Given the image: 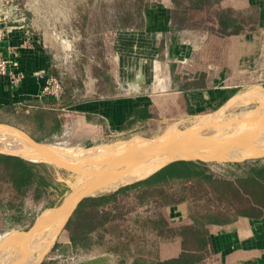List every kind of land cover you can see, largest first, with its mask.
Returning a JSON list of instances; mask_svg holds the SVG:
<instances>
[{
  "label": "crops",
  "instance_id": "crops-1",
  "mask_svg": "<svg viewBox=\"0 0 264 264\" xmlns=\"http://www.w3.org/2000/svg\"><path fill=\"white\" fill-rule=\"evenodd\" d=\"M97 2L83 5L96 8ZM116 2L126 3L125 15L116 13L109 29L95 27L85 40L89 46L79 51L95 56L94 71H80L78 85L54 101L41 95L42 81L34 73L58 77L60 66L39 35L37 9L21 0L28 7L26 24H11L7 36H0V56H8V47L16 50V68L26 78L11 91L0 77V125L15 123L44 143L77 126L91 139L149 136L213 113L247 88L264 89V0ZM28 112L46 120L39 128L23 126ZM22 160L42 167L24 165L35 179L22 194L0 182V215L6 220L29 221L57 206L69 191L60 196L62 185L56 192L55 183L71 190L68 171ZM203 163L191 167L187 182L164 186L153 179L122 189L156 172L84 198L70 218L84 200L98 203V226L83 235L91 245L76 249L63 229L50 264H264V158ZM151 191L175 193V201L154 206V216L151 198L144 197ZM12 204L19 208L16 216ZM87 214L86 209L82 215ZM157 215L175 233L156 238L152 249L150 223Z\"/></svg>",
  "mask_w": 264,
  "mask_h": 264
},
{
  "label": "bare ground",
  "instance_id": "bare-ground-1",
  "mask_svg": "<svg viewBox=\"0 0 264 264\" xmlns=\"http://www.w3.org/2000/svg\"><path fill=\"white\" fill-rule=\"evenodd\" d=\"M232 101L233 103L241 104L254 102L259 106L255 111L246 114L244 113L240 120L236 121L235 123H226L222 121L214 122V116H206L201 118L198 123L194 124L193 128L187 130L193 134L192 138L196 143L203 139L208 140L210 135L208 136L206 134L213 132L216 133V135L227 139L228 142L232 144V147L235 148L239 154V157L237 156L238 159L243 160L250 157L254 158L264 153V91L259 88H247L235 95L232 98ZM244 105L245 104L242 106L244 107ZM166 132L167 134L163 136L161 140H159L158 145L153 147L152 145L147 146V143L134 142L126 145H114L110 148L103 145L98 146V148H94L93 150H96L94 154H99L98 156L102 158L103 161H105L104 164L100 163V165L99 163H95L88 169H86L84 166H79V168H82V170H86L83 172H87L85 174L86 176L89 172H97L98 168L103 167V172L101 170V173H99L101 175H98L100 177L92 184L89 191L92 193L96 191L99 192L112 190L120 185L133 182V179L136 180L148 176L151 172L157 169V167L171 160L172 157L165 152L168 144L171 146L167 148H182L187 150L188 153L193 152L194 149L192 147H195V144L185 145L181 144L180 142H174V138H180L178 135L179 131L176 130V128L171 127ZM204 132L206 133L205 135H203ZM172 143L176 144L172 145ZM213 147L215 148L212 150L211 148L206 150L208 151L206 153V158L219 159V157L221 158L222 155L227 157L230 153V148H225V146ZM104 150L109 151V154ZM75 151L76 150H63V152H55L47 146L34 144L28 137L16 129L0 125V152L16 154L33 162L57 161L59 163L77 166L81 163L80 158L84 154H89L90 152L83 150ZM162 152L166 154L165 156H167L164 157L165 159H162L163 157H159V153ZM148 154H151L153 157H155V162L147 166L145 165L146 167H144L146 169L142 172L140 170V166H143V164L140 166L137 164L138 161H140V158ZM90 168H94V170H90ZM86 176V180L89 179L88 176ZM85 185V182L83 185L82 183H79L78 194L83 192ZM76 196L77 194H75L74 197ZM74 197H70L59 208L53 211H46L45 215H49V217L45 218V215H42V217L38 219L40 223L37 221L35 228L32 230L33 232L31 231L29 235H21L22 238L18 242L15 241L16 247L14 248L13 253L15 252L16 259H13L12 262L9 263V258L6 260L9 251H3V249L11 248L12 241H9L10 244L8 243L7 248L2 246V250L0 252V264H38L43 254L47 251L51 242L53 241L62 219L70 210V207L75 200ZM30 235L37 237V240L31 246L30 241L28 240L27 245L29 248L23 249V247L26 245L20 243H23L27 238L32 240V236ZM5 241L3 245H5ZM19 253H21V257L18 256Z\"/></svg>",
  "mask_w": 264,
  "mask_h": 264
},
{
  "label": "rangeland",
  "instance_id": "rangeland-1",
  "mask_svg": "<svg viewBox=\"0 0 264 264\" xmlns=\"http://www.w3.org/2000/svg\"><path fill=\"white\" fill-rule=\"evenodd\" d=\"M27 1L31 8L37 9V16L39 18L38 19L39 20V31H38L39 35L45 42L46 46L51 49V51L52 49H54L55 59L58 65L60 66L59 76L57 78L63 83V85L65 86V90L70 88V86L74 87V85L75 86L78 85L79 83L78 75H80L81 73H83L84 75V72H86L85 69L92 71V72L94 71V68H95L94 57L95 56L94 55H83L79 52V51L86 50V48L89 46V43H86L85 40L88 41L89 37L93 34V30H95V27L101 28V30H104L106 26H107L106 28L109 29L111 25H115L116 24V21H115L116 13L124 16L125 15L124 10L126 8V3L116 2V0H98L96 8L94 7L86 8L83 5V3L86 0H27ZM87 3L90 4L89 0H87ZM86 12H87V16L90 15L89 17L90 19H87V17L84 16ZM89 50L92 51V48H89ZM80 71L82 72L80 73ZM7 87L11 91H14L15 88L16 89L19 88V87H13V86L12 87L7 86ZM259 89L264 91V89L262 88H259ZM243 104H245L244 107L242 106ZM243 104L233 103V101L231 100L227 106L221 109H217L213 113H209L206 115L204 114L205 116L201 115V117L196 118L194 121H192V123H189L188 125L180 126L176 124H171V125H168L167 127L161 128L159 131H156L155 133L153 132L152 135H149V136H147L148 134H145V135L136 134V135H131L129 137L121 138L120 136H117V135H110V136H104V137H100L96 139H91V138H87L85 135L80 133V129L77 126L75 129L74 128L67 129L63 133V135L59 137L58 139H56L55 141L43 143L40 146H47L51 148L52 150H54L55 152L57 151L63 152V150L65 151H68V150L89 151L90 152L89 154H84L80 158L81 163L78 164L77 166L76 165L73 166L70 164H63L57 161L45 162V163H49L50 165L56 167L57 169L68 171V173L71 175V185H70L71 187L73 186V183H75V181L77 180L78 175H79V178H78L79 183H82L83 185L84 182L86 183L87 181L85 178L86 176L85 174L87 172L83 173L86 170L85 169H84L85 171L82 170V168H79V166L81 167L84 166L86 167V169H88L89 167L93 166V164L95 163L103 162V159L98 156L99 154L98 155L94 154V152L96 151V150L95 151L93 150L94 148H98V146H102V145L110 148L114 145L123 144L120 141H124V140L126 141V140H129L131 137L133 138L136 136L154 138V137L161 136L163 133H164L163 136H165L167 134L166 131L171 127L176 128V130L179 131L178 135L181 139L186 138L185 140L187 144H194L196 142L192 138L193 134L187 129L193 128L194 124L198 123L201 120V118L206 117V116L207 117L214 116L215 117L214 122L222 121L226 123L228 122L235 123L236 121L240 120V118L243 116L244 113L246 114V113L255 111L259 106L257 103H254V102L243 103ZM134 142L135 143H146L142 140L135 139V140H132V142H128L127 144H131ZM175 144L176 143H173L172 145H175ZM170 146L171 145L168 144L167 147H170ZM105 152L109 154V151H105ZM165 155L166 154L163 152L159 153V157L161 158L163 157L162 159H165L164 157H167ZM144 156L140 158V161H138V164H137L139 166L143 164V166L142 165L140 166V170L142 172L145 171L146 169L145 167L147 165L153 164L155 162V157H153V155L148 154ZM247 159H252V158L251 157L246 158L245 160ZM90 170H92V168H90ZM80 173H83V174H80ZM134 180L135 179H133V181ZM99 192H104V191H99ZM99 192H95V193H99ZM55 209L53 208L48 209L47 212L53 211ZM45 213L46 211H43L42 213H38L37 217H35L32 220L26 221L24 222V224H20V225L19 224L11 225L7 222L6 219L1 217L0 215V252L2 250V246L7 248L8 243L10 244L9 241H12L11 248L8 247L10 249H3V251L5 250L6 252L7 250L9 251L8 256L6 257V260L8 258L10 259L9 263L12 262L13 259H16L15 252L13 253V250L16 247L15 243L18 242L22 238L21 235L22 236L29 235L31 231L35 228L37 221L38 223H40L38 219L41 218L42 215L44 216ZM44 217L45 218L49 217V215H45ZM61 233L62 231L59 233L60 236H61ZM30 236H32V240L27 238L23 243H20V244L26 245L23 247V249L29 248V246L27 245L28 240L30 241V246L37 240V237L33 235H30ZM9 238L12 240H10ZM4 241H5V245H3ZM56 245L57 244L55 242L52 248L47 253L44 254L41 264H50L51 262L50 260L56 250ZM18 256L21 257V253H19Z\"/></svg>",
  "mask_w": 264,
  "mask_h": 264
},
{
  "label": "trees",
  "instance_id": "trees-1",
  "mask_svg": "<svg viewBox=\"0 0 264 264\" xmlns=\"http://www.w3.org/2000/svg\"><path fill=\"white\" fill-rule=\"evenodd\" d=\"M12 116L14 115L13 112H9ZM20 123L23 126H26L29 128V126L34 124L36 128H39L40 122L43 123V121L46 120V117H33V115L28 112L26 115H24V118H21ZM39 121V122H38ZM7 125L14 127L23 133H25L30 139H32L36 143H44L42 140L33 139V133H26L24 129H22L20 126H17L15 123H6ZM55 121H53V127H56ZM37 130V129H36ZM205 164L203 162H193V161H183L176 163L172 166L166 167L160 171H157L156 174H154L152 177L140 181L137 183H133L131 185L125 186L122 188L123 190L128 189H135L137 187H140L144 184L149 183V181H153V179H156V182H160V185H168V183H181V182H187L192 177V170L191 167L195 164ZM24 165L28 166H37L42 167V164H33L26 162L18 157L14 156H5L0 154V182L8 181L13 190L18 193L22 194V192L26 191L28 189V186L30 182L32 183L35 179L33 173H29L26 169H24ZM44 167V166H43ZM262 179L264 180V171L262 174ZM39 183L42 185H48L43 181V178L40 177ZM59 185H62V190L60 196L65 194L69 191L68 187L64 185L63 183H55V187L53 188L56 192L58 191ZM254 186V185H252ZM122 193H125V191H121ZM150 197L151 203H152V214L155 216L156 209L155 207L160 204H169L175 201V193H159V192H148L144 194V197ZM138 197L143 198V192H140ZM159 199V200H158ZM88 201V202H87ZM160 201V202H159ZM157 203V204H156ZM155 206V207H154ZM11 211H13L12 215L16 216V212L18 211V207H16L14 204L10 205ZM17 209V210H16ZM87 209L88 213L86 216L82 215V213ZM98 211V203L94 200L89 198L88 200H84L78 208L76 209L74 215L65 225L64 229L69 233L70 240L74 244L76 249H83L87 248L91 245L90 240L84 239L83 235L89 234L95 231V228L98 226V220L96 219V213ZM152 216V217H154ZM7 222L9 224H24V220L19 218H9L7 219ZM151 232H152V249L154 246V240L156 238H166L169 239L172 235H174V231L168 228V225L163 222L162 218L157 215L155 218H152L151 220ZM182 235V234H181ZM186 235V234H185ZM189 236V234L187 235Z\"/></svg>",
  "mask_w": 264,
  "mask_h": 264
},
{
  "label": "water",
  "instance_id": "water-1",
  "mask_svg": "<svg viewBox=\"0 0 264 264\" xmlns=\"http://www.w3.org/2000/svg\"><path fill=\"white\" fill-rule=\"evenodd\" d=\"M4 126H7V125H4ZM7 127H11V126H7ZM13 129H16L14 127H11ZM17 131L23 133L22 131L16 129ZM26 137H28L25 133H23ZM206 133L204 132L203 135H205ZM164 133L161 135V136H158V137H142V136H136V137H131L129 140H124V141H120L121 143H125V145L128 143V142H132V140H135V139H138V140H142L144 142H146L147 146H156L158 145V142H159V139H161L163 137ZM206 135H210V137L208 138V140H200V142H197V143H194L195 144V147H192L194 150L193 152H189L185 149H182V148H174V147H171V148H166L165 149V152L170 155L172 158L171 160H169L168 162L162 164L161 166L157 167V169H155L153 172H151L147 177H149L150 175L156 173L157 171H160L166 167H169V166H172L176 163H179V162H183V161H193V162H220V163H229V162H241V161H252V160H258V159H263L264 158V153L252 158V159H247V160H242V159H238L237 156L239 157V154L237 152V150L235 148L232 147V144H230L228 142L227 139H224L223 137L221 136H218L216 135V133H213V132H210V133H207ZM29 138V137H28ZM30 139V138H29ZM186 138H174V142H180L182 144H186ZM34 144L36 145H42L43 143H36L34 142L32 139H30ZM173 144V143H172ZM213 146H225V148H230V153L228 154L227 157H225V155L219 159H212V158H206V153L208 151L206 150H209L211 148L214 149L215 147ZM164 151V150H163ZM0 154H5V155H11V156H16V157H20L22 159H25L19 155H16V154H12V153H3V152H0ZM27 160V159H25ZM29 161V160H28ZM102 162V161H101ZM105 161H103L102 163L104 164ZM49 164V163H48ZM100 164V163H99ZM101 165V164H100ZM98 166V165H97ZM96 168V167H95ZM103 167H100L98 168V171L97 172H89L88 173V178L87 181H86V185L84 186V189H83V192H81L80 194H78V186H79V175H78V178L77 180L75 181V183H73V186L71 187V190L70 192L64 197V199L55 207H53V209H57L59 206L63 205L70 197H74L75 194H77L76 197H74V201L70 207V210L68 211V213L65 215V217L62 219L61 223H60V226L54 236V239L53 241L51 242L49 248L47 249V251L45 253H47L51 248L52 246L54 245V243L56 242V239L59 235V233L64 229L65 225L67 224L71 214L74 212L76 206L79 204L80 201H82L84 198L86 197H89V196H92L95 194V192H90L89 189L90 187L92 186V184L100 177L98 175H101L99 173H101V170H102ZM94 170V168L92 169ZM103 172V170H102ZM103 175V174H102ZM86 176V177H87ZM145 177V178H147ZM143 178V179H145ZM143 179H139V180H143ZM139 180H136L134 182H137ZM133 183V182H131ZM130 184V183H128ZM126 185V184H125ZM97 192V191H96ZM44 253V254H45ZM44 254L42 256V258L44 257ZM42 258L41 260L38 262V264H41L42 262Z\"/></svg>",
  "mask_w": 264,
  "mask_h": 264
},
{
  "label": "built area",
  "instance_id": "built-area-1",
  "mask_svg": "<svg viewBox=\"0 0 264 264\" xmlns=\"http://www.w3.org/2000/svg\"><path fill=\"white\" fill-rule=\"evenodd\" d=\"M26 10H28V7H26V4H22L21 0H0L1 38L7 36L9 25L23 26L26 24ZM6 52L8 56H0V77L5 78L7 86L20 87L25 81L26 75L23 71L16 68L17 51L8 47ZM34 76L42 81L40 89L42 96L52 98L54 101L60 100L65 92V86L57 77L48 75L45 72H36Z\"/></svg>",
  "mask_w": 264,
  "mask_h": 264
}]
</instances>
